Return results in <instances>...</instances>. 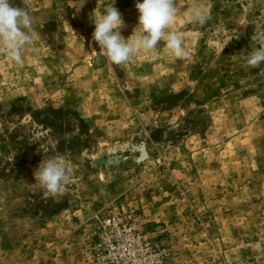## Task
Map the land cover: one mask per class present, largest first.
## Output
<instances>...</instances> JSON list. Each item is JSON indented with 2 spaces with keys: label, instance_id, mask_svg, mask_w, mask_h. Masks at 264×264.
Instances as JSON below:
<instances>
[{
  "label": "rangeland",
  "instance_id": "obj_1",
  "mask_svg": "<svg viewBox=\"0 0 264 264\" xmlns=\"http://www.w3.org/2000/svg\"><path fill=\"white\" fill-rule=\"evenodd\" d=\"M111 2L29 0L23 62L0 48V264H264V63H245L264 0H196L203 25L179 0L186 57L161 41L123 65L92 40ZM137 2L115 0L125 39ZM52 157L57 197L34 178Z\"/></svg>",
  "mask_w": 264,
  "mask_h": 264
},
{
  "label": "clouds",
  "instance_id": "obj_2",
  "mask_svg": "<svg viewBox=\"0 0 264 264\" xmlns=\"http://www.w3.org/2000/svg\"><path fill=\"white\" fill-rule=\"evenodd\" d=\"M85 2L83 0L80 8ZM21 3L23 7L16 6L13 0H0V48L16 63L23 62L24 52L35 40L29 0H21ZM114 4L115 0L106 4L104 11L93 22L92 40L99 46L98 58L123 65L141 51L149 53L156 50L161 41L175 57H186L182 39L172 30L176 18L184 10L179 0L137 2L138 25L127 39L121 34L125 22ZM188 11L193 22L200 25L209 19L204 5L196 0ZM252 39L257 47L247 55L245 63L248 67L257 68L264 63V31L254 32ZM34 178L53 197L62 196L65 187L72 182V176L60 157L42 160L34 171Z\"/></svg>",
  "mask_w": 264,
  "mask_h": 264
},
{
  "label": "built area",
  "instance_id": "obj_3",
  "mask_svg": "<svg viewBox=\"0 0 264 264\" xmlns=\"http://www.w3.org/2000/svg\"><path fill=\"white\" fill-rule=\"evenodd\" d=\"M124 217H129V216H124ZM106 223L109 225H114L116 226L118 223H115L114 221H112L110 218L106 219ZM131 232H128L126 236H124V248L127 250V254H132L134 255L135 250H138L136 247H140V244L136 241L134 235L136 234L135 231L133 233V230L130 229Z\"/></svg>",
  "mask_w": 264,
  "mask_h": 264
},
{
  "label": "water",
  "instance_id": "obj_4",
  "mask_svg": "<svg viewBox=\"0 0 264 264\" xmlns=\"http://www.w3.org/2000/svg\"><path fill=\"white\" fill-rule=\"evenodd\" d=\"M145 153H144V151L141 153V156L139 157V158H141L143 155H144Z\"/></svg>",
  "mask_w": 264,
  "mask_h": 264
}]
</instances>
